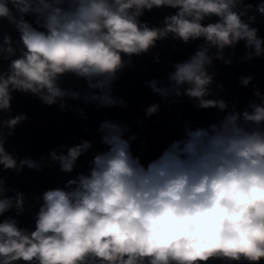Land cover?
Masks as SVG:
<instances>
[{
    "label": "clouds",
    "instance_id": "obj_1",
    "mask_svg": "<svg viewBox=\"0 0 264 264\" xmlns=\"http://www.w3.org/2000/svg\"><path fill=\"white\" fill-rule=\"evenodd\" d=\"M63 3L0 0V18L16 26L26 49L21 58L12 61L7 78L0 76V109L10 108V86L54 104L66 95L56 84L57 77L66 72L87 78L90 88L103 89L123 66L122 53L146 52L168 33L184 42L203 36L220 49L245 39L247 46L255 48L256 56L264 54L256 29L241 19L246 11H233L237 0H70L67 11L61 7ZM163 6L179 9L165 18L163 29L138 21L145 9ZM244 7L251 10L253 5ZM255 9L264 15V0ZM30 12L38 14L37 23L43 18L46 32L24 19ZM211 15L220 17V22L202 25ZM4 43L11 54L10 38L5 36ZM206 52L201 50L190 62L178 64L170 79L176 87L191 85L185 94L197 98L200 108L223 110L227 107L223 100L203 99L212 80L204 70L211 64ZM94 77L102 79L92 83ZM250 80L241 82L247 85ZM150 86L167 95L155 81ZM72 95L75 98L77 94ZM255 95L260 96L259 91ZM102 103L113 105L115 101L104 96ZM253 107L251 114L233 113L219 127L212 125L211 131H189L187 142L173 143L147 169L131 156L121 128L103 123L101 131L107 130L103 143L110 148L94 157L90 177L81 175L72 191H46L30 234L14 221L0 223V264H209L214 260L261 264L264 132H249L237 123L241 115L245 122H264V98L261 105ZM157 108L152 105L147 114ZM22 119L25 117L17 116L5 124L12 128ZM89 147L85 141L68 149L67 156L50 155L60 162L62 171L71 172L76 159ZM0 164L20 170L5 152L2 140ZM20 165L37 167L31 160H22ZM67 183L70 186L77 181ZM23 202V195L17 193L18 211ZM12 206L11 199L0 200V214Z\"/></svg>",
    "mask_w": 264,
    "mask_h": 264
}]
</instances>
